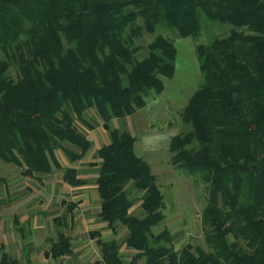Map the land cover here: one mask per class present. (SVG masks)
I'll return each instance as SVG.
<instances>
[{
    "label": "trees",
    "instance_id": "trees-1",
    "mask_svg": "<svg viewBox=\"0 0 264 264\" xmlns=\"http://www.w3.org/2000/svg\"><path fill=\"white\" fill-rule=\"evenodd\" d=\"M206 24L232 28L198 45L202 82L182 116L189 130L170 147L174 166L204 189L209 251L176 249L169 230L155 232L165 219L157 177L137 138L109 127L175 76V39L158 32L197 37ZM145 33L156 36L139 58ZM90 109L112 139L97 151L100 217L115 232L98 240L106 264H126L118 225L137 250L130 264H264V0H0V159L29 175L57 167L58 149L82 159L92 142L73 114L85 121ZM65 179L82 183L74 168ZM75 207L56 219L53 257L72 251L62 228ZM0 264L18 263L4 255Z\"/></svg>",
    "mask_w": 264,
    "mask_h": 264
},
{
    "label": "crops",
    "instance_id": "crops-1",
    "mask_svg": "<svg viewBox=\"0 0 264 264\" xmlns=\"http://www.w3.org/2000/svg\"><path fill=\"white\" fill-rule=\"evenodd\" d=\"M141 110L131 118H114L109 127L133 136H136L134 131L137 128L145 133L147 117ZM73 117L77 129L92 142L91 150L82 159L73 161L63 149H58V166H53L49 173L33 175L25 173L26 167L0 163L4 172L0 178V262L5 255L9 261L18 264H106L98 240L111 241L115 232L100 217L101 201L96 182L101 159L97 151L111 143V134L104 122L88 111L85 121L75 114ZM146 143L137 140L136 151L151 169L170 165L171 157L167 149L151 148ZM71 168L76 170L77 178L82 181L80 185H72L65 179L67 169ZM71 204L76 205L73 218L68 214V225L62 230L71 238L72 251L53 257L51 249L53 242L58 241L59 233L56 219L67 215ZM120 227L117 226L120 257L131 262L137 250L128 247V233L120 240L124 233V230L119 231ZM170 233L176 249H179L185 237L183 227L170 230Z\"/></svg>",
    "mask_w": 264,
    "mask_h": 264
},
{
    "label": "rangeland",
    "instance_id": "rangeland-1",
    "mask_svg": "<svg viewBox=\"0 0 264 264\" xmlns=\"http://www.w3.org/2000/svg\"><path fill=\"white\" fill-rule=\"evenodd\" d=\"M231 28V26L206 24L197 37L180 38H175L173 33L170 32L162 30L158 32L175 39L179 54L177 71L173 78H163L165 82L164 91L161 94L153 92L148 99L147 106L142 108L143 111L140 109L147 117L146 132H141L138 128L134 131L138 141H142L143 144L148 142L151 148L167 149L171 157L169 166L164 164L160 169L152 168L161 192L165 196V219L156 227L155 232L158 234L166 229L175 231L183 227L185 233L183 244L190 242L206 251H209L210 248L205 239V229L201 220L202 209L205 206L204 189L199 188L193 178H190L183 170L174 166L170 145L173 136L189 130V126L183 122L182 116L191 96L202 82L197 56L198 45L207 43L215 36L229 34ZM155 36L145 33L142 38L137 40L136 46L140 48L137 55L139 58L147 56L149 52L148 45ZM88 112L93 117H98L94 110L90 109ZM131 117L132 115H130ZM89 123L93 124L92 121H89ZM146 135H149V137H145ZM0 163L10 164L3 162L1 159ZM3 174V170L0 169V178ZM132 210L134 214L138 215L142 212L139 203ZM120 230H124V233L120 236V240H122L128 232L123 225H121ZM230 240H232V237ZM124 262L130 264L128 261ZM138 264H144V262L139 261Z\"/></svg>",
    "mask_w": 264,
    "mask_h": 264
}]
</instances>
